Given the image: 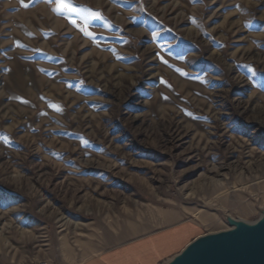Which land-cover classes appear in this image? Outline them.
I'll use <instances>...</instances> for the list:
<instances>
[{"label":"rangeland","instance_id":"1","mask_svg":"<svg viewBox=\"0 0 264 264\" xmlns=\"http://www.w3.org/2000/svg\"><path fill=\"white\" fill-rule=\"evenodd\" d=\"M68 2L83 15L100 12L105 20H89V30L109 39L84 38L54 3L0 0V186L19 195L0 211V264H79L178 223L202 237L258 221L264 90L244 65L264 74V32L243 24L251 13L264 22V9L255 12L264 0ZM151 30L172 68L154 55ZM168 44L173 54L188 49L186 61L170 57ZM78 137L100 147L85 155Z\"/></svg>","mask_w":264,"mask_h":264},{"label":"snow or ice","instance_id":"2","mask_svg":"<svg viewBox=\"0 0 264 264\" xmlns=\"http://www.w3.org/2000/svg\"><path fill=\"white\" fill-rule=\"evenodd\" d=\"M40 2V0H28V3H25L24 0H19L20 6L22 8L27 9L30 5H33L35 3ZM45 4L54 3L55 6L52 8V11L56 13L57 15L63 16L68 23L77 31H79L84 38H87L91 42H95L96 40H105L109 39L107 37L98 36L96 33L89 30V20L95 19V20H101L104 21L105 18L101 15L100 12H92L89 15H83L78 9L74 8L68 0H43ZM115 2V0H113ZM196 3H200V0H196ZM238 11L242 10V6L237 4L234 5ZM264 9V2L260 4V7H258L255 12H259L260 10ZM232 9L229 8V11ZM8 12L14 11V9H8ZM140 11L143 12L144 9L141 6ZM75 13L76 18H71V15ZM130 21L133 22L135 26L144 27V24L139 21L138 17L133 16L128 18ZM153 20H155L154 17H152ZM78 20L80 23H78ZM189 22L192 24H196L197 20L195 18L189 17ZM110 25L105 21V23L102 25V27L107 28ZM131 26V25H130ZM116 29V32L118 33L117 37L120 39L125 45H128L129 41L123 37V30L119 29L117 26H111ZM243 27L245 29H252L260 32H264V22L258 21L255 19V13L250 14V19H248L244 24ZM7 31V30H6ZM164 31H167L169 33L172 32L171 28L164 29ZM28 35H31V33H28ZM161 35V32L158 30H151L149 32V36L147 39L148 43H152L156 45L157 51L154 53V55L161 61V63L167 65L169 68H172L173 66L169 64V61L164 58V56L161 54L163 51V47L161 44L157 43V38ZM7 38V37H3ZM209 39H212L209 37ZM213 45H215L218 48H223V45L219 44V42L213 40ZM190 43V42H189ZM14 46H20L23 47V45L14 44L9 47ZM243 46V45H240ZM167 47L169 48L168 55L170 57H173L174 59L178 61H186L187 55H188V49H184L183 51H178L177 53L173 54L171 52L172 45L168 44ZM261 48L264 49V45H261ZM192 49H196V45L192 46ZM8 49H4V51H7ZM34 52L39 55H44L39 52V49H35ZM203 59V57H201ZM229 63L234 64V61L229 60ZM205 63H210L208 61H205ZM211 67L217 68L216 65L212 64ZM248 69V72L245 74L246 79L251 81L252 87H259L261 90H264V74H261L257 76L256 71L253 69L251 65H244ZM43 71V70H41ZM174 71L179 73L182 77H189L190 74L188 72H185L183 69L175 68ZM191 79L199 81L202 85L205 83H208L207 74L204 76L200 75H191ZM159 83L161 85H165L166 87H171L167 81H165L163 78L159 80ZM80 84L83 85V81H80ZM218 86V85H217ZM84 94H89L87 92V89L82 87L80 90ZM196 95H199L197 93ZM16 99H19V97H16ZM43 99V97H41ZM163 99L168 100V97H163ZM207 99V98H206ZM24 104H27L28 101H21ZM49 107L54 108L57 112L61 111V108L57 105L49 104ZM183 111V110H181ZM40 115H44V113H41ZM186 115L191 116V113H186ZM199 119V118H194ZM206 119V118H205ZM31 131H35L33 129H30ZM18 131H20L18 129ZM46 135H51V133H46ZM3 139L5 142H7L8 138L7 136H4ZM79 143L82 147V150L84 151L85 155H88L89 152L96 151L100 146L93 145L90 141L83 139L82 137H78ZM121 142L122 141H117ZM102 150V149H101ZM49 155L56 157L60 156L62 159L64 156L67 155V153L59 154L51 150H47ZM104 155H109L107 152H104ZM118 159V158H114ZM66 165L77 167L75 163L71 160L64 161ZM19 202V195L16 192H13L9 190L6 187L0 186V211L7 210L11 208L14 204H17ZM211 246L216 247L217 249L228 253L231 257V264H252L254 258H256L259 254L264 253V213L261 214L260 219L258 222H256L253 225H246L243 222H240L236 225V227L231 230L227 235L223 236H217L215 240L207 242ZM261 264H264V260L261 261Z\"/></svg>","mask_w":264,"mask_h":264},{"label":"crops","instance_id":"3","mask_svg":"<svg viewBox=\"0 0 264 264\" xmlns=\"http://www.w3.org/2000/svg\"><path fill=\"white\" fill-rule=\"evenodd\" d=\"M197 238L196 225L178 223L100 252L79 264H161Z\"/></svg>","mask_w":264,"mask_h":264},{"label":"water","instance_id":"4","mask_svg":"<svg viewBox=\"0 0 264 264\" xmlns=\"http://www.w3.org/2000/svg\"><path fill=\"white\" fill-rule=\"evenodd\" d=\"M238 223L240 222H232V228L227 231L198 237L165 264H231L232 257L228 253L211 246L207 242L215 240L217 236L227 235ZM262 260H264V253L254 258L252 264H261Z\"/></svg>","mask_w":264,"mask_h":264},{"label":"bare ground","instance_id":"5","mask_svg":"<svg viewBox=\"0 0 264 264\" xmlns=\"http://www.w3.org/2000/svg\"><path fill=\"white\" fill-rule=\"evenodd\" d=\"M241 222V221H240ZM226 231V230H225Z\"/></svg>","mask_w":264,"mask_h":264}]
</instances>
